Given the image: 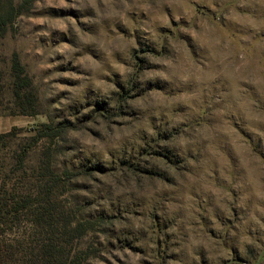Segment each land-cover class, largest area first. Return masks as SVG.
<instances>
[{
  "label": "rangeland",
  "instance_id": "obj_1",
  "mask_svg": "<svg viewBox=\"0 0 264 264\" xmlns=\"http://www.w3.org/2000/svg\"><path fill=\"white\" fill-rule=\"evenodd\" d=\"M10 6L3 264H264V0Z\"/></svg>",
  "mask_w": 264,
  "mask_h": 264
},
{
  "label": "trees",
  "instance_id": "obj_2",
  "mask_svg": "<svg viewBox=\"0 0 264 264\" xmlns=\"http://www.w3.org/2000/svg\"><path fill=\"white\" fill-rule=\"evenodd\" d=\"M4 3H1V9L3 13H0V35L5 30L6 25L12 20L14 14L11 9V0H2ZM10 1V2H9ZM1 219H0V264H3L5 260V254H4V245L1 239Z\"/></svg>",
  "mask_w": 264,
  "mask_h": 264
}]
</instances>
